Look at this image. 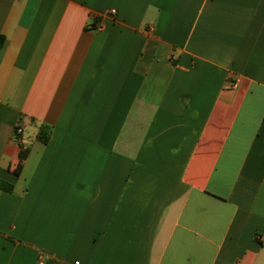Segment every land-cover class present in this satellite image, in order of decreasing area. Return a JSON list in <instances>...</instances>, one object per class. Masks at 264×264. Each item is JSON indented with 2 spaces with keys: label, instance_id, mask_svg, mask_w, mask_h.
Wrapping results in <instances>:
<instances>
[{
  "label": "crops",
  "instance_id": "obj_1",
  "mask_svg": "<svg viewBox=\"0 0 264 264\" xmlns=\"http://www.w3.org/2000/svg\"><path fill=\"white\" fill-rule=\"evenodd\" d=\"M0 183V264H264V0H0Z\"/></svg>",
  "mask_w": 264,
  "mask_h": 264
},
{
  "label": "trees",
  "instance_id": "obj_2",
  "mask_svg": "<svg viewBox=\"0 0 264 264\" xmlns=\"http://www.w3.org/2000/svg\"><path fill=\"white\" fill-rule=\"evenodd\" d=\"M37 138L41 142L46 143L49 139V128L47 126H42L37 134ZM25 155H26V150L22 149L18 155L19 162L25 157ZM0 188H3L7 191L12 190V186L10 184H5V183H0Z\"/></svg>",
  "mask_w": 264,
  "mask_h": 264
},
{
  "label": "built area",
  "instance_id": "obj_3",
  "mask_svg": "<svg viewBox=\"0 0 264 264\" xmlns=\"http://www.w3.org/2000/svg\"><path fill=\"white\" fill-rule=\"evenodd\" d=\"M112 13H114V11H112ZM97 27H99V26H97Z\"/></svg>",
  "mask_w": 264,
  "mask_h": 264
}]
</instances>
